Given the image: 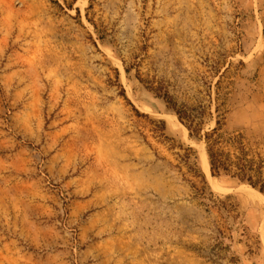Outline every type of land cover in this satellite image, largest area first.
<instances>
[{"label": "rangeland", "instance_id": "obj_1", "mask_svg": "<svg viewBox=\"0 0 264 264\" xmlns=\"http://www.w3.org/2000/svg\"><path fill=\"white\" fill-rule=\"evenodd\" d=\"M151 85L205 131L220 85L264 159V0H0V264H264V195L206 172ZM182 145L245 236L220 245Z\"/></svg>", "mask_w": 264, "mask_h": 264}, {"label": "trees", "instance_id": "obj_2", "mask_svg": "<svg viewBox=\"0 0 264 264\" xmlns=\"http://www.w3.org/2000/svg\"><path fill=\"white\" fill-rule=\"evenodd\" d=\"M126 72L130 73V69H126ZM139 81L144 83L142 79H139ZM150 89L165 101L168 110L188 129L191 138L204 143L213 177H231L264 195V159L260 154L254 153L246 143L243 134L228 133L226 131L230 111L227 109L226 100L222 98L220 93V85L215 108L216 125L209 131H205L209 115L206 106L189 107L179 105L175 98L162 87L151 85ZM210 117L213 119L212 113ZM159 124L156 134H159L160 138L166 141L168 140L166 136V123L162 121ZM180 147L181 149L184 148L183 145ZM183 150H185V155L182 159L189 173L195 178L200 179L203 184L202 188L193 185L196 196L205 203L209 202V205H207L209 207L206 208H216L223 219L224 226L218 230L220 245H224L232 238L229 237V233L243 231L242 236H245L246 228L240 220L239 207H235L215 197L210 191L205 175L200 167L197 152L191 148ZM223 229H226L228 234Z\"/></svg>", "mask_w": 264, "mask_h": 264}, {"label": "bare ground", "instance_id": "obj_3", "mask_svg": "<svg viewBox=\"0 0 264 264\" xmlns=\"http://www.w3.org/2000/svg\"><path fill=\"white\" fill-rule=\"evenodd\" d=\"M203 168L206 172L210 173V165H209V161H208V157L205 153V156H204V161H203Z\"/></svg>", "mask_w": 264, "mask_h": 264}]
</instances>
